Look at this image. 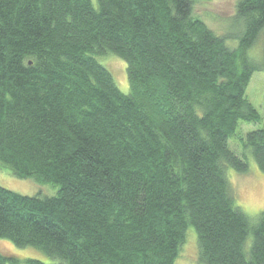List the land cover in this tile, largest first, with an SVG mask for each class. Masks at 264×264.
<instances>
[{
    "label": "trees",
    "instance_id": "trees-1",
    "mask_svg": "<svg viewBox=\"0 0 264 264\" xmlns=\"http://www.w3.org/2000/svg\"><path fill=\"white\" fill-rule=\"evenodd\" d=\"M193 1L0 0V169L59 188L0 185V238L51 259L0 264H174L191 228L201 264H264V211L251 222L227 180L264 173V122L229 148L261 122L245 91L264 0L236 3V47Z\"/></svg>",
    "mask_w": 264,
    "mask_h": 264
},
{
    "label": "rangeland",
    "instance_id": "rangeland-1",
    "mask_svg": "<svg viewBox=\"0 0 264 264\" xmlns=\"http://www.w3.org/2000/svg\"><path fill=\"white\" fill-rule=\"evenodd\" d=\"M238 0H194L192 11L195 16L206 22L208 27L223 36L224 41L229 45L237 46L238 39L244 32V22L236 15V3ZM256 44L250 49L253 59L262 65L260 70L254 71L245 94L257 109L261 116L260 123H247L241 121L237 125L236 133L232 137L229 148L239 153V138L247 132L262 127L264 122V31L259 34ZM101 63L111 72L117 87L124 93L129 92L128 78L123 60L109 53L101 56ZM246 173H238L234 169H228L227 180L230 181V190L235 194L236 202L251 222H255L258 215L264 211V173L254 163L249 162ZM229 178V179H228ZM0 185L7 190H12L23 195H34L42 190L40 196L55 195L59 188L54 184H39L31 177L26 179L15 178L8 171L0 169ZM50 189H49V188ZM55 191H54V190ZM54 193H51L53 192ZM51 193V194H50ZM250 240L247 242L249 246ZM0 251L16 255L19 258H36L41 262L50 263L51 259L45 253L34 248H17L7 240L0 238ZM174 264H201L198 257V246L194 231L189 229L176 257ZM25 264V263H22Z\"/></svg>",
    "mask_w": 264,
    "mask_h": 264
}]
</instances>
